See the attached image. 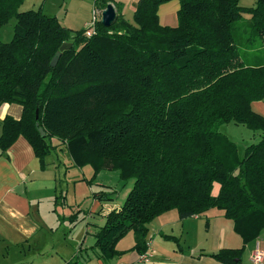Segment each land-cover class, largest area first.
<instances>
[{"label":"trees","instance_id":"1","mask_svg":"<svg viewBox=\"0 0 264 264\" xmlns=\"http://www.w3.org/2000/svg\"><path fill=\"white\" fill-rule=\"evenodd\" d=\"M168 1L138 0L133 23L114 3L111 25L99 18L86 36L85 28L71 32L41 7L20 11L24 0H0V27L15 18L11 40L0 41V106L22 108L18 119L3 117L0 151L22 136L41 169L63 145L74 165L92 168L88 183L102 169L118 171L123 183L133 180L94 234L91 249L104 264L130 231L133 249L144 253L147 225L164 212L175 209L183 219L211 208L232 221L242 245L210 256L240 264L245 245L264 228V118L250 108L264 98V64H245L239 44L252 47L259 39L264 48V0L250 7L178 0L175 27L158 23L157 8ZM243 14L249 36L238 43L235 24ZM63 43L69 46L51 66ZM230 122L260 134L242 157L219 132ZM105 188L93 197L113 201L117 191ZM78 213L67 218L74 222ZM164 237L179 247L176 237Z\"/></svg>","mask_w":264,"mask_h":264},{"label":"crops","instance_id":"2","mask_svg":"<svg viewBox=\"0 0 264 264\" xmlns=\"http://www.w3.org/2000/svg\"><path fill=\"white\" fill-rule=\"evenodd\" d=\"M66 1L62 0L63 3ZM68 1L70 5L76 6L94 5L95 2V0ZM112 1L110 4L114 7L115 12L117 13L118 11L114 3H119L121 5L120 14L130 21L131 13L135 10L138 0ZM246 1L240 0L239 4L244 7H250L254 3V0H251L252 3L250 5H242V3H247ZM128 8H130V11ZM178 9V0H170L160 4L156 12L158 23L162 26L175 27L177 25ZM99 12L101 13V10ZM248 17L247 15L246 18ZM262 64H264V60L252 65ZM250 108L264 118V98L252 101ZM21 111L22 108L18 104L5 103L1 105L0 132L3 117L10 115L18 119ZM234 132V127L228 129L229 136ZM259 138L260 134L256 131L247 140V143H255ZM54 144H56V141H54ZM234 144L236 145L237 143L235 142ZM58 146L46 156L43 169L40 168L39 161L35 157L30 144L22 136H19L5 152L0 151V250L3 245L7 248H15L17 245L34 240L35 237L40 239L41 234L47 235L46 230L53 229L57 221L61 219L58 214H56L57 216L54 219L51 217L55 212L57 213V206L66 204L67 196H69L67 189H65V194L62 192L63 189H59L58 176L59 171L63 167H61L58 158L62 156L64 146ZM57 150H60V153H57ZM86 167L92 170L89 165H86ZM63 172L65 173V171ZM82 179L85 181L86 177L83 176ZM82 182L79 181L78 184L81 185ZM100 185L106 186L101 183ZM217 187L215 185L214 193L217 191ZM56 196L57 199L54 205ZM82 197L85 198L86 194ZM99 205L105 208L100 213H97ZM119 206L120 203H115L114 200L112 202L98 203L93 198L91 208L88 210L87 217H85V221L88 224L96 226L92 233L93 239L92 242L82 248L85 241L84 238L79 245V250H77L81 253L80 251L83 249V264H104L98 258L97 253L91 249L95 241L94 234L103 225L105 215L111 209L119 208ZM147 228L146 239L148 246L146 251L151 254L149 264H223L211 257L210 254L222 248H239L242 245V239L234 231L232 221L225 218L222 211L216 208H211L201 214L183 219H180L177 211L172 209L155 217L147 225ZM164 235L176 237L179 247L177 243L167 239ZM133 246L134 234L130 231L116 243V249L119 253L108 264L119 262L138 264L139 254L133 249ZM255 249L262 251V261L259 264H264V228L260 231L257 238L245 245L242 254V264H253L251 256Z\"/></svg>","mask_w":264,"mask_h":264},{"label":"rangeland","instance_id":"3","mask_svg":"<svg viewBox=\"0 0 264 264\" xmlns=\"http://www.w3.org/2000/svg\"><path fill=\"white\" fill-rule=\"evenodd\" d=\"M246 2L247 3H242V5L247 4L248 6L252 3L251 0H247ZM38 7H41L43 13L55 16L58 23L71 32H76L83 28L87 29L93 20V12H96V19H99V9H96L93 4L88 6H76L70 5L68 0L64 3L62 0H24L19 10H35ZM128 9L130 11V8ZM131 14L130 22L133 23V13ZM247 15L248 14H243L244 19L235 24V35H237L236 39L238 43L240 38L241 42L246 43L244 40L249 36L248 31L244 33ZM14 23L15 18L12 17L6 24L0 27V41L8 42L11 40ZM239 51L240 57L244 60L245 64H258L260 60H264V48H262L259 39L255 40L252 47H245L240 43ZM231 127H234L235 132L229 136L228 129ZM219 132L229 140L231 139L232 142L237 143V153L239 157H242L245 146L249 144L247 140L251 138L254 133L246 129L243 125H236L233 122L220 125ZM60 146L61 145L58 147ZM63 149L64 152L62 156L58 158L61 167L64 168L59 171V189H63V194H65V189H67L69 196H67L66 204L64 203L63 205L57 206V213L55 212L51 215L54 219L57 216L56 214H58L61 219L57 221L53 229L46 230L47 235L41 234L40 239L35 237L34 240L17 245L15 248H7L3 245L0 250V264H64L66 261H76L78 264H83V249L80 251L81 253L77 250H79V245L84 238L85 241L83 242L82 248L89 242H92L93 239L92 233L96 229V226L88 224L87 221H85V217H87L86 215H88L89 212L88 210L91 208L93 198L98 203L110 202L99 201L97 198L93 197V193H97L101 188L104 189L100 183L106 186L108 185L109 187L105 188V191L109 192V190H116L118 193L114 199L115 203H120V206L123 203L132 186V179L123 183L119 180L118 171L102 169L98 171L94 180L88 183L87 181L91 178L93 171L89 170L86 166L79 167L74 165L68 151L64 147ZM57 153H60V150H57ZM63 171H65V173ZM83 176L86 177L85 181L82 179ZM79 181H83L81 185L78 184ZM84 194H86L85 198L82 197ZM104 208L105 207H102V205H99L96 212L100 213ZM78 210L79 213L76 216V220L70 222L67 217Z\"/></svg>","mask_w":264,"mask_h":264},{"label":"water","instance_id":"4","mask_svg":"<svg viewBox=\"0 0 264 264\" xmlns=\"http://www.w3.org/2000/svg\"><path fill=\"white\" fill-rule=\"evenodd\" d=\"M116 18V12L114 7L109 3L106 5V7L104 9L101 10L100 13V21L101 23L108 27L111 25V23L115 20ZM69 46V43H63L60 47L59 50L56 52V54L52 57L50 65L54 66L60 56V52L64 49H66ZM37 113V112H36ZM38 131L40 133L41 136L45 135L44 130L41 127H38ZM242 264V263H240Z\"/></svg>","mask_w":264,"mask_h":264},{"label":"built area","instance_id":"5","mask_svg":"<svg viewBox=\"0 0 264 264\" xmlns=\"http://www.w3.org/2000/svg\"><path fill=\"white\" fill-rule=\"evenodd\" d=\"M98 13H99V18H100V12L98 11ZM96 20H97L96 12H93V20L91 22V25L85 31L86 36H89L94 32V23L96 22ZM147 246H148V243H147ZM150 257H151V254L148 253V251H145L144 253L139 254L138 264H149ZM261 261H262V251H260L259 249H255L251 256V262L253 264H259ZM116 264H129V263L119 262Z\"/></svg>","mask_w":264,"mask_h":264}]
</instances>
